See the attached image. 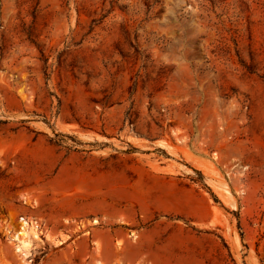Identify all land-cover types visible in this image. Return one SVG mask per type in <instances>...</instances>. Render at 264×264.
Listing matches in <instances>:
<instances>
[{
    "label": "rangeland",
    "instance_id": "obj_1",
    "mask_svg": "<svg viewBox=\"0 0 264 264\" xmlns=\"http://www.w3.org/2000/svg\"><path fill=\"white\" fill-rule=\"evenodd\" d=\"M0 264H264V0H0Z\"/></svg>",
    "mask_w": 264,
    "mask_h": 264
},
{
    "label": "bare ground",
    "instance_id": "obj_2",
    "mask_svg": "<svg viewBox=\"0 0 264 264\" xmlns=\"http://www.w3.org/2000/svg\"><path fill=\"white\" fill-rule=\"evenodd\" d=\"M31 235L33 238H39L36 226H32L29 222H25L22 231L15 237L20 243L19 251L23 252L24 257H28V253L32 246V241L30 240ZM20 236L24 237V239H21Z\"/></svg>",
    "mask_w": 264,
    "mask_h": 264
}]
</instances>
